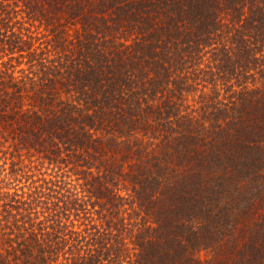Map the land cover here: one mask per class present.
I'll use <instances>...</instances> for the list:
<instances>
[{
  "label": "trees",
  "instance_id": "trees-1",
  "mask_svg": "<svg viewBox=\"0 0 264 264\" xmlns=\"http://www.w3.org/2000/svg\"><path fill=\"white\" fill-rule=\"evenodd\" d=\"M0 264H264V0H0Z\"/></svg>",
  "mask_w": 264,
  "mask_h": 264
}]
</instances>
